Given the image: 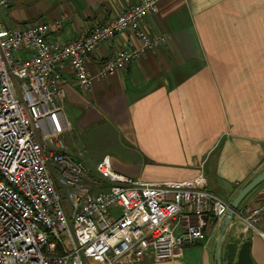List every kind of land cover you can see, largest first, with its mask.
Wrapping results in <instances>:
<instances>
[{
	"label": "crops",
	"instance_id": "1",
	"mask_svg": "<svg viewBox=\"0 0 264 264\" xmlns=\"http://www.w3.org/2000/svg\"><path fill=\"white\" fill-rule=\"evenodd\" d=\"M10 2L1 17L5 25L64 18L50 39L65 43L117 17L135 0ZM156 2L157 12L142 27L166 35L165 45L111 76L95 77L86 92L64 65L62 110L75 136L69 140L65 134L67 152L90 172L109 156L116 173L152 185L202 176L208 189L230 203L264 170V0ZM137 45L131 32L100 44L86 61L88 71L95 76L117 52ZM263 202L264 183L238 210ZM219 223H210L205 241L182 248L181 255L157 261L146 254L137 264H214ZM257 226L264 234V213ZM239 229L234 218L222 264H238L245 241L252 261L264 264V238Z\"/></svg>",
	"mask_w": 264,
	"mask_h": 264
},
{
	"label": "built area",
	"instance_id": "2",
	"mask_svg": "<svg viewBox=\"0 0 264 264\" xmlns=\"http://www.w3.org/2000/svg\"><path fill=\"white\" fill-rule=\"evenodd\" d=\"M0 0V264H137L181 255L207 237L229 203L204 177L152 185L116 173L109 156L90 172L67 152L71 128L63 110L61 71L72 70L78 87L111 76L165 45L143 23L156 0H135L117 17L75 39L51 41L63 21L5 25ZM131 32L136 47L117 52L93 76L86 61L96 48ZM104 188V190H101ZM264 202L236 213L240 233L258 229Z\"/></svg>",
	"mask_w": 264,
	"mask_h": 264
},
{
	"label": "water",
	"instance_id": "3",
	"mask_svg": "<svg viewBox=\"0 0 264 264\" xmlns=\"http://www.w3.org/2000/svg\"><path fill=\"white\" fill-rule=\"evenodd\" d=\"M262 183H264V170L251 179L229 203V207L219 223V232L214 252V264H222V248L225 236L231 225V222L238 212L240 204L255 188H257ZM250 246L251 243L249 241H245L240 246L237 255L238 264H255L251 259Z\"/></svg>",
	"mask_w": 264,
	"mask_h": 264
},
{
	"label": "rangeland",
	"instance_id": "4",
	"mask_svg": "<svg viewBox=\"0 0 264 264\" xmlns=\"http://www.w3.org/2000/svg\"><path fill=\"white\" fill-rule=\"evenodd\" d=\"M75 133V132H74ZM67 135H68V139L69 140H71V139H73L75 136H73V129L72 128H70V130L68 131V133H67ZM64 143H65V135H64ZM69 143H70V141H69ZM94 171L95 170H93V171H91L92 173H94Z\"/></svg>",
	"mask_w": 264,
	"mask_h": 264
},
{
	"label": "trees",
	"instance_id": "5",
	"mask_svg": "<svg viewBox=\"0 0 264 264\" xmlns=\"http://www.w3.org/2000/svg\"><path fill=\"white\" fill-rule=\"evenodd\" d=\"M260 185H261V184H260ZM260 185H259V186H260Z\"/></svg>",
	"mask_w": 264,
	"mask_h": 264
}]
</instances>
